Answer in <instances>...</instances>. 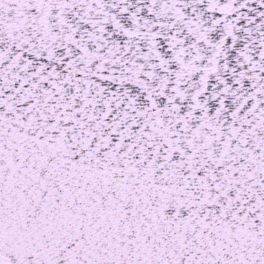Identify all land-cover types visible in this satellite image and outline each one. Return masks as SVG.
Wrapping results in <instances>:
<instances>
[{
    "label": "snow or ice",
    "instance_id": "snow-or-ice-1",
    "mask_svg": "<svg viewBox=\"0 0 264 264\" xmlns=\"http://www.w3.org/2000/svg\"><path fill=\"white\" fill-rule=\"evenodd\" d=\"M0 264H264V0H0Z\"/></svg>",
    "mask_w": 264,
    "mask_h": 264
}]
</instances>
